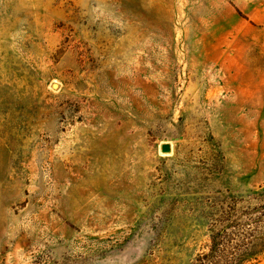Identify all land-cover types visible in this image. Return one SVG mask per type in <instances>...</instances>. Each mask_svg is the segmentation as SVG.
Listing matches in <instances>:
<instances>
[{
    "label": "rangeland",
    "instance_id": "rangeland-1",
    "mask_svg": "<svg viewBox=\"0 0 264 264\" xmlns=\"http://www.w3.org/2000/svg\"><path fill=\"white\" fill-rule=\"evenodd\" d=\"M262 188L264 0H0V264H223Z\"/></svg>",
    "mask_w": 264,
    "mask_h": 264
},
{
    "label": "trees",
    "instance_id": "trees-1",
    "mask_svg": "<svg viewBox=\"0 0 264 264\" xmlns=\"http://www.w3.org/2000/svg\"><path fill=\"white\" fill-rule=\"evenodd\" d=\"M264 192V188H262ZM264 210V205L259 208ZM230 226L234 230V239L229 237L230 242H233L232 251L223 264H256L264 257V213L260 214L258 219H249L246 222H237ZM228 228H221L217 231L216 236L212 238L210 252L216 254L221 252V247L224 244ZM232 234V235H233ZM224 246V245H223ZM221 258V255H219ZM220 264V262H219Z\"/></svg>",
    "mask_w": 264,
    "mask_h": 264
},
{
    "label": "water",
    "instance_id": "water-1",
    "mask_svg": "<svg viewBox=\"0 0 264 264\" xmlns=\"http://www.w3.org/2000/svg\"><path fill=\"white\" fill-rule=\"evenodd\" d=\"M171 150L170 146L168 144H164L161 146L162 153H169Z\"/></svg>",
    "mask_w": 264,
    "mask_h": 264
}]
</instances>
